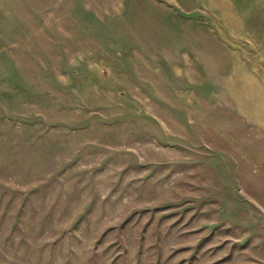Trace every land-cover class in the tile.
Wrapping results in <instances>:
<instances>
[{"label":"rangeland","instance_id":"1","mask_svg":"<svg viewBox=\"0 0 264 264\" xmlns=\"http://www.w3.org/2000/svg\"><path fill=\"white\" fill-rule=\"evenodd\" d=\"M0 264H264V0H0Z\"/></svg>","mask_w":264,"mask_h":264}]
</instances>
